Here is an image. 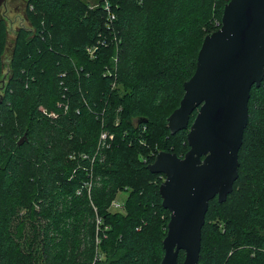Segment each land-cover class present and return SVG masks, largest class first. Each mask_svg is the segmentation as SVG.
<instances>
[{"label": "trees", "instance_id": "trees-1", "mask_svg": "<svg viewBox=\"0 0 264 264\" xmlns=\"http://www.w3.org/2000/svg\"><path fill=\"white\" fill-rule=\"evenodd\" d=\"M228 1L108 0V22L104 0H27L0 102V264H160L170 211L165 175L147 165L189 149L188 129L171 134L167 118ZM5 29L0 19V71ZM238 162L232 192L208 203L198 264H264V77L250 89ZM243 172L242 224L203 261L211 209Z\"/></svg>", "mask_w": 264, "mask_h": 264}, {"label": "water", "instance_id": "water-1", "mask_svg": "<svg viewBox=\"0 0 264 264\" xmlns=\"http://www.w3.org/2000/svg\"><path fill=\"white\" fill-rule=\"evenodd\" d=\"M6 0H0V7ZM264 77V0H229L220 27L207 34L184 93L167 118L171 134L188 129L183 156L159 151L148 169L164 174L162 205L170 211L160 264H198L208 203L223 202L238 177V150L252 85ZM196 114L189 125L191 114ZM26 132L18 139L26 140Z\"/></svg>", "mask_w": 264, "mask_h": 264}, {"label": "rangeland", "instance_id": "rangeland-1", "mask_svg": "<svg viewBox=\"0 0 264 264\" xmlns=\"http://www.w3.org/2000/svg\"><path fill=\"white\" fill-rule=\"evenodd\" d=\"M26 4L27 0H6L0 7V19L4 21L6 28V40L1 54L0 71V78L3 80V87H5L6 80L9 77L8 64L16 30L22 26L28 27V22L25 18ZM244 173L245 172L242 173V176L236 185L238 198L236 192H234L225 205L221 206L215 203L213 209H211V214L208 217V221H210L209 224L211 225L208 224V227H206L205 245H207V248H205L203 253V261L205 259L208 260L211 252L215 249H219V246L222 245V243L231 239L230 235L225 234V228H228L229 226L237 230L242 224L246 206L245 197L247 188L245 185L249 183V179ZM126 195V191H121L118 194L117 199L122 202ZM231 206H235L233 212L230 210ZM221 219H223V222ZM212 224H215L218 228L215 229ZM217 229H219L218 232ZM219 231L221 232L219 233Z\"/></svg>", "mask_w": 264, "mask_h": 264}, {"label": "built area", "instance_id": "built-area-1", "mask_svg": "<svg viewBox=\"0 0 264 264\" xmlns=\"http://www.w3.org/2000/svg\"><path fill=\"white\" fill-rule=\"evenodd\" d=\"M103 4H104L103 7H104V9L107 12V20H108V22L114 20L115 19V14L111 11V6H110L108 0H104ZM96 49H97V45H92V46H88L86 48V51H87V53L89 54L90 57H93L94 51ZM116 62H117V59H114L113 66H116ZM109 137L111 138L112 136H109ZM100 138L101 139H105L106 138V133L102 132ZM120 206H121V202L119 200H114L112 202V207L113 208H119Z\"/></svg>", "mask_w": 264, "mask_h": 264}, {"label": "flooded vegetation", "instance_id": "flooded-vegetation-1", "mask_svg": "<svg viewBox=\"0 0 264 264\" xmlns=\"http://www.w3.org/2000/svg\"><path fill=\"white\" fill-rule=\"evenodd\" d=\"M26 18V17H25ZM4 89L5 87H3V80L0 78V102L2 101L3 99V95H4ZM2 90V91H1ZM191 124V123H190Z\"/></svg>", "mask_w": 264, "mask_h": 264}]
</instances>
